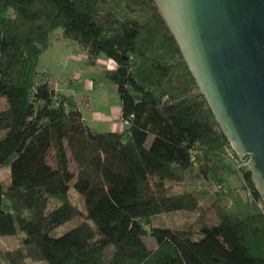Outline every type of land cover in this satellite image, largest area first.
Here are the masks:
<instances>
[{
	"label": "trees",
	"instance_id": "16d2710c",
	"mask_svg": "<svg viewBox=\"0 0 264 264\" xmlns=\"http://www.w3.org/2000/svg\"><path fill=\"white\" fill-rule=\"evenodd\" d=\"M59 27L90 59L114 61L104 72L120 98L121 132L94 130L38 70ZM1 98L0 236L22 232L31 261L264 264V205L251 171L241 172L245 199L227 185L230 142L154 0H0ZM195 165L207 190L175 192ZM74 179L86 212L70 198ZM203 199L217 222L202 224L199 238L151 226L161 213L201 210ZM0 264H14L1 248Z\"/></svg>",
	"mask_w": 264,
	"mask_h": 264
},
{
	"label": "water",
	"instance_id": "95a60500",
	"mask_svg": "<svg viewBox=\"0 0 264 264\" xmlns=\"http://www.w3.org/2000/svg\"><path fill=\"white\" fill-rule=\"evenodd\" d=\"M264 205V0H154Z\"/></svg>",
	"mask_w": 264,
	"mask_h": 264
},
{
	"label": "rangeland",
	"instance_id": "374dc122",
	"mask_svg": "<svg viewBox=\"0 0 264 264\" xmlns=\"http://www.w3.org/2000/svg\"><path fill=\"white\" fill-rule=\"evenodd\" d=\"M103 55L92 60L83 51L77 41L66 35L63 28L55 29L49 37L48 48L42 53L38 63L39 71H46L49 84L56 91L72 96L75 103L82 112L88 125L97 131L122 130L121 122L115 120V115L119 112L121 102L116 86L105 75L106 69H113V60H102ZM112 61V62H110ZM105 65V66H104ZM40 78V75L38 76ZM5 103V99H0V107ZM151 139V138H150ZM48 161L53 163L51 155ZM227 164L231 167V172L226 174L227 185L237 188L245 199L250 198V191L243 189L244 181L241 179V171L236 169L235 163L227 158ZM70 168L76 171V165L71 162ZM202 172L197 165L186 171L187 180L185 183L175 184L174 191L192 190L195 186L207 190V181H202ZM1 177L5 186L10 180V172H1ZM75 179L70 184L69 194L72 201L83 211L86 207L83 196L73 187ZM209 183V182H208ZM243 185V186H242ZM202 209L198 211L177 210L168 213H161L152 219V227H169L173 230L189 232L192 238L201 236L202 224L212 225L217 222L214 211L208 207V200H202ZM199 219L202 221L199 223ZM77 222V219L70 220L59 226L54 235H61ZM24 234L18 231L15 235L0 236V248L13 260L14 264H41L33 262L27 258L22 245ZM149 247L155 246L153 238H144Z\"/></svg>",
	"mask_w": 264,
	"mask_h": 264
},
{
	"label": "built area",
	"instance_id": "2783aa9c",
	"mask_svg": "<svg viewBox=\"0 0 264 264\" xmlns=\"http://www.w3.org/2000/svg\"><path fill=\"white\" fill-rule=\"evenodd\" d=\"M112 62V61H110ZM115 66V63H113ZM114 68V67H113ZM225 158L229 159L231 162L233 160V162L235 163L236 169L238 171H243L245 169H248V164L247 162L244 160V158H242L243 156L238 154L233 147L231 146V144H229L228 146L225 147Z\"/></svg>",
	"mask_w": 264,
	"mask_h": 264
},
{
	"label": "crops",
	"instance_id": "0c3cea01",
	"mask_svg": "<svg viewBox=\"0 0 264 264\" xmlns=\"http://www.w3.org/2000/svg\"><path fill=\"white\" fill-rule=\"evenodd\" d=\"M105 60H106V58H104L103 60H102V62H105ZM105 66V65H104ZM54 89V88H53ZM55 90V93L57 94V96L58 95H65V96H68L69 98H71V100H72V102H73V104L76 106V108L78 109V110H80L79 108H78V106L76 105V103H75V99L74 98H72V96H70V95H67V94H64V93H61V92H58V91H56V89H54ZM82 113V112H81ZM82 116H83V114H82ZM83 119H84V121L86 122V119L84 118V116H83ZM114 119L115 120H120V122H121V120H122V117H121V106H120V110H119V112L115 115V117H114ZM87 123V122H86ZM90 126V125H89ZM91 127V126H90ZM121 129L123 130L124 128H125V124H124V122H121ZM115 129V127L114 128H112L111 130H109V131H115V132H121L122 130H114Z\"/></svg>",
	"mask_w": 264,
	"mask_h": 264
}]
</instances>
